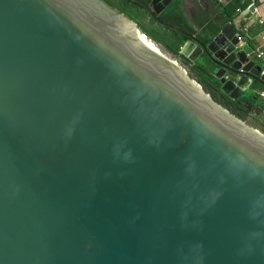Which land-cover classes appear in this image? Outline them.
<instances>
[{"label":"water","instance_id":"1","mask_svg":"<svg viewBox=\"0 0 264 264\" xmlns=\"http://www.w3.org/2000/svg\"><path fill=\"white\" fill-rule=\"evenodd\" d=\"M131 1L178 53L106 0H0V264H264V132L193 69L254 99L264 59Z\"/></svg>","mask_w":264,"mask_h":264},{"label":"flooded vegetation","instance_id":"2","mask_svg":"<svg viewBox=\"0 0 264 264\" xmlns=\"http://www.w3.org/2000/svg\"><path fill=\"white\" fill-rule=\"evenodd\" d=\"M115 1L118 2L120 6H125L126 9L129 10L127 7L129 5L126 3V1H124V0H122V1L115 0ZM200 1L202 2V0H175V1H172L171 4L165 10L162 11L161 18H163L164 20L170 21L173 24H177L178 26H181V27L184 26L183 28L187 29L188 25L183 23L184 22L183 18H181V16L179 15L180 11L183 10V8L184 9L188 8V10L191 11V14H193L194 16L196 15L195 17H198L200 20V19H202V16H203L204 11H205L202 8V6L200 5ZM184 2H186V3H184ZM130 6H132L135 9L133 14L136 15L140 20L143 19L142 12H146L148 14L147 21L151 20V18H152L151 15L143 6H141L140 4L133 2V1L130 2ZM126 14L130 17V15L128 13H126ZM210 15L214 16V18L215 17L217 18L219 16V11L217 14L210 13ZM242 28H243V26H242ZM253 48H255V50H257V47L254 45H253ZM256 58L259 60L264 59V57H260L258 55L256 56ZM207 64L209 65L208 62H207ZM200 65L201 64L197 63V64H195V66H193V69L197 73V77L199 79V82L202 85H204L209 92L214 91L216 93L218 100L223 105H225V107L229 108L233 113H235L237 116H239L240 118L245 120L250 125H252L255 128L260 129L261 131L264 132V94H263V91H261V89H259L260 92L256 95V97L254 99L252 98V96H250L249 93H247V95L245 97H242V98L236 99V100H232L229 97L221 98V96H220L221 94L218 90V84L216 83V80H213V81L207 80L208 77L206 74H204L202 72L203 68ZM208 67L210 68V66H208ZM225 75H227V77H229V73L227 71H225ZM200 79L203 80V83L200 81Z\"/></svg>","mask_w":264,"mask_h":264},{"label":"trees","instance_id":"3","mask_svg":"<svg viewBox=\"0 0 264 264\" xmlns=\"http://www.w3.org/2000/svg\"><path fill=\"white\" fill-rule=\"evenodd\" d=\"M107 1L110 2L112 5L121 9L125 13H128L132 19L137 21L139 26L146 33H149L151 36L156 38L158 41H160L162 44H164L166 47H168L171 51H173L175 53H178L180 51L182 45L184 44V42L186 40L185 35L157 23L152 18L150 21H147L148 14L146 12H142L143 19L140 20L136 15L133 14L135 9L132 6H130V2H131L130 0H124L129 5V6H127L129 10H127L125 6H120L119 3L116 2L115 0H107ZM120 1H122V0H120ZM251 1L252 0H221L220 4L222 6V11L227 13L228 15H230L231 18H234V17H237L238 15H240V13L243 10H246L247 7L249 6V4L251 3ZM179 15L181 17H183V12L180 11ZM247 22L248 21H246L244 19L241 20L242 26L246 25ZM212 23L213 22L210 21L209 25H211ZM187 29L193 33L196 32V30L192 27L187 26ZM251 41H252V43H254V46L257 47L258 42L256 40H253V39ZM206 62L209 63L210 68L213 67V65L211 64L210 61L207 60ZM207 77H206L207 80H210V81L216 80L215 78H213L212 75L207 76ZM200 81L203 83L202 79H200ZM262 89L264 90V87H262ZM210 93L212 94L213 97L218 99L216 96V93L214 91H212Z\"/></svg>","mask_w":264,"mask_h":264},{"label":"crops","instance_id":"4","mask_svg":"<svg viewBox=\"0 0 264 264\" xmlns=\"http://www.w3.org/2000/svg\"><path fill=\"white\" fill-rule=\"evenodd\" d=\"M221 0H202L200 1V5L205 10L202 16V19L199 20L198 17H195L191 14V11L188 8H183L181 10L183 12V23L188 25V27H192L196 30V32L200 31L201 27L208 24L210 21H213L214 16H211L210 13L217 14L222 10V6L220 4ZM186 3V2H184ZM251 4H253L254 9L251 10V13L243 10L236 21L243 20L244 17H248V22L244 26H249L248 36L252 40H256L258 42L257 48H262L264 45V24L257 22L259 17H264V0H252ZM216 18V17H215ZM264 94V91H263Z\"/></svg>","mask_w":264,"mask_h":264},{"label":"built area","instance_id":"5","mask_svg":"<svg viewBox=\"0 0 264 264\" xmlns=\"http://www.w3.org/2000/svg\"><path fill=\"white\" fill-rule=\"evenodd\" d=\"M251 6H253V4L250 3L249 6L247 7V10H246L247 14L249 12L251 13V9H250ZM242 13H243V11H242ZM243 19L248 21V17H244ZM257 22H259L261 24H264V17H259ZM248 31H249V26H243V28H242L243 37L244 36H248ZM256 53H257L258 56L264 57V45H263L262 48L261 47L257 48Z\"/></svg>","mask_w":264,"mask_h":264}]
</instances>
